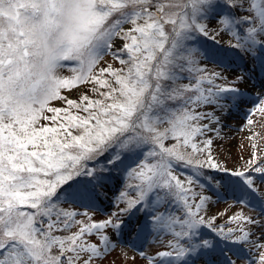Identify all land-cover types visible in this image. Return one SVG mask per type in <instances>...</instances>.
<instances>
[{
  "label": "snow or ice",
  "instance_id": "1",
  "mask_svg": "<svg viewBox=\"0 0 264 264\" xmlns=\"http://www.w3.org/2000/svg\"><path fill=\"white\" fill-rule=\"evenodd\" d=\"M256 116L264 0H0V264H264Z\"/></svg>",
  "mask_w": 264,
  "mask_h": 264
},
{
  "label": "rangeland",
  "instance_id": "2",
  "mask_svg": "<svg viewBox=\"0 0 264 264\" xmlns=\"http://www.w3.org/2000/svg\"><path fill=\"white\" fill-rule=\"evenodd\" d=\"M257 81L253 80L249 85L248 88L252 89V85L256 84ZM241 87H245L241 85ZM253 95H255L256 90H252ZM250 105L242 106L240 110H232L229 113H226L223 116V125H224V134L226 135L227 139L225 141L219 142L223 144V148L221 151L223 152V159L227 161L229 166L238 165L242 163L240 157L243 156L244 159H248L250 156L251 142L246 138L248 133L247 132H240L239 128L245 123L244 115L247 111V108ZM254 120H257L258 123L254 128L255 131L260 133V139L258 140V149H264V118L256 116L253 117ZM259 154V150H258ZM217 209L222 210L225 205L223 202L218 204ZM105 210H111L110 205L105 202ZM133 253L129 250V255ZM117 264H120L119 259L117 258ZM137 264H143L142 261H137Z\"/></svg>",
  "mask_w": 264,
  "mask_h": 264
}]
</instances>
